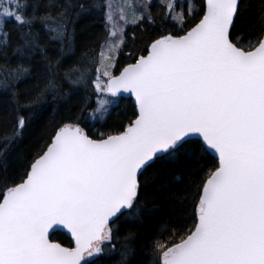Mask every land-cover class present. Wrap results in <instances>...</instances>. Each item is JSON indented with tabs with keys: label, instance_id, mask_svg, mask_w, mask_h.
I'll return each mask as SVG.
<instances>
[{
	"label": "snow or ice",
	"instance_id": "snow-or-ice-1",
	"mask_svg": "<svg viewBox=\"0 0 264 264\" xmlns=\"http://www.w3.org/2000/svg\"><path fill=\"white\" fill-rule=\"evenodd\" d=\"M29 7L0 0V55L7 61L13 47L63 68L71 57L63 48L50 57L49 44H64L69 13L91 5ZM102 7L105 35L78 66L49 73L30 93L18 88L29 71L22 63L0 68V264H97L115 242L128 264L136 237L120 236L121 221L141 219L149 171H179L176 195L193 212L190 225L178 216L146 238L144 264H264V0L251 19L246 0L198 9L132 0L117 31L115 5ZM49 96L75 102L79 115L45 126L17 166L16 142ZM57 232L69 246L53 242Z\"/></svg>",
	"mask_w": 264,
	"mask_h": 264
},
{
	"label": "trees",
	"instance_id": "trees-1",
	"mask_svg": "<svg viewBox=\"0 0 264 264\" xmlns=\"http://www.w3.org/2000/svg\"><path fill=\"white\" fill-rule=\"evenodd\" d=\"M23 2L25 0H21V3ZM27 2L30 5L27 11L30 13L33 10L31 5L36 3L37 0H27ZM40 2L51 6L65 2L72 3L74 0H40ZM88 3L91 5L88 11L79 14L75 11L69 13L72 23L68 26V35L64 44H61L60 41H51L49 44L50 57H53L61 48H63L65 58L71 57V61L64 64L63 68H56L54 64L50 66L49 61L40 54H37L31 60L21 58L13 47L7 49V61L3 55H0V68L6 65L15 67L19 61L29 70L27 74L22 76L21 82L18 84L21 92H32L38 84H42L43 78L53 71L62 74L64 69L70 65L78 66L77 62L81 61L84 53L88 51V43L105 35L107 8L102 7V5H106L107 0H88ZM201 3H203V0L191 1V4L197 9ZM258 7L259 0H246V15L250 19L253 18ZM55 15L56 13L53 11V16L55 17ZM8 27H12L11 21L8 22ZM129 31L131 32V29ZM13 41H15V35H13ZM99 42L103 43V39H100ZM129 50L126 49L125 53ZM124 63H126L125 56H121L120 64L123 65ZM0 75H2V72H0ZM74 115H79L76 111L75 102L65 106L61 102L53 100L50 96L40 106L35 107L29 114L30 124L22 140L16 142L18 154L21 157V161H17L16 165L18 166L22 162V158L33 150L40 140L45 126H50L53 122L64 120ZM95 119L100 120V117ZM180 178L181 174L179 171H175L174 175L170 174L164 177L156 176L152 171H149L142 178L144 181L141 192L142 204L144 205L142 217L139 221L124 220L122 218L120 227L121 237L129 232L136 237V241L132 245L134 253L129 257L128 264H144L149 255L146 238L161 229L162 226L170 225L178 216L183 217L189 225L191 224L189 217L193 212V208L190 201L184 199L183 196L178 197L176 195V185ZM159 238L167 239V233L164 232ZM52 239L65 246H69L70 243V237L63 232L55 233ZM121 251V244L115 242V250L105 251L97 261V264H119L122 259Z\"/></svg>",
	"mask_w": 264,
	"mask_h": 264
},
{
	"label": "rangeland",
	"instance_id": "rangeland-1",
	"mask_svg": "<svg viewBox=\"0 0 264 264\" xmlns=\"http://www.w3.org/2000/svg\"><path fill=\"white\" fill-rule=\"evenodd\" d=\"M155 0H153L154 2ZM192 0H190L191 2ZM109 2H111L112 4L115 5V8L112 12V15L114 17V20L116 22V28H113L112 31H117L118 28L121 26L122 24V21H120V17L123 16V15H126L128 9L126 8V5L128 3H131L132 0H107V3L108 4ZM107 12H108V9H107ZM103 114L102 113H97L95 114V118H101Z\"/></svg>",
	"mask_w": 264,
	"mask_h": 264
},
{
	"label": "water",
	"instance_id": "water-1",
	"mask_svg": "<svg viewBox=\"0 0 264 264\" xmlns=\"http://www.w3.org/2000/svg\"><path fill=\"white\" fill-rule=\"evenodd\" d=\"M63 233H65V232H63ZM66 234V233H65ZM67 235V234H66ZM68 237H69V235H67ZM53 240V239H52ZM53 242H56V243H60V242H58V241H56V240H53ZM63 246H65V245H63Z\"/></svg>",
	"mask_w": 264,
	"mask_h": 264
}]
</instances>
